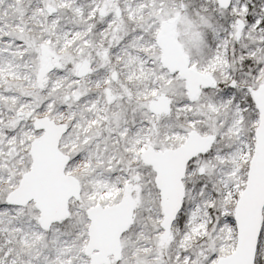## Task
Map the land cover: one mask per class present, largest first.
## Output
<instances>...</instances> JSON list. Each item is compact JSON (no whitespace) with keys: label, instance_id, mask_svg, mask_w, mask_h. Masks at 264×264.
I'll use <instances>...</instances> for the list:
<instances>
[{"label":"snow or ice","instance_id":"snow-or-ice-1","mask_svg":"<svg viewBox=\"0 0 264 264\" xmlns=\"http://www.w3.org/2000/svg\"><path fill=\"white\" fill-rule=\"evenodd\" d=\"M0 264H264V0H0Z\"/></svg>","mask_w":264,"mask_h":264}]
</instances>
